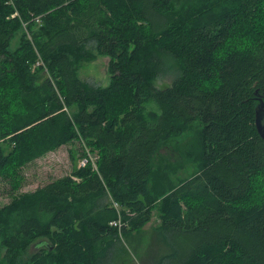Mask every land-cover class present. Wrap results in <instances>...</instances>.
<instances>
[{"label":"trees","instance_id":"trees-1","mask_svg":"<svg viewBox=\"0 0 264 264\" xmlns=\"http://www.w3.org/2000/svg\"><path fill=\"white\" fill-rule=\"evenodd\" d=\"M96 56L105 87L78 79ZM257 97L264 0H0V177L63 144L82 151L68 175L0 206V264H104L158 198L160 229L189 242L155 264H264ZM195 122L198 169L174 185L154 156Z\"/></svg>","mask_w":264,"mask_h":264},{"label":"rangeland","instance_id":"rangeland-1","mask_svg":"<svg viewBox=\"0 0 264 264\" xmlns=\"http://www.w3.org/2000/svg\"><path fill=\"white\" fill-rule=\"evenodd\" d=\"M14 45L15 42L12 46ZM108 61V57L96 56L92 61L80 62L76 65L78 79L87 84L97 85V87L107 86L110 79L106 71ZM176 74V71L173 70L159 76L155 80V86L164 88V86L170 85ZM153 106L157 110L155 103ZM70 111L72 112V110H67L69 115ZM199 126L197 122L192 123L182 134L172 135L166 140L154 156L155 173L157 172L156 168L166 171L174 185L196 173L199 155L197 145ZM78 144L77 141L63 144L56 150L35 158L19 169L17 178L16 176L6 179L0 177V206L8 204L19 193L33 192L56 178L68 175L73 165L69 158L70 150L73 152L76 150L77 155L82 152ZM82 161L78 159L77 164L81 165ZM161 199L158 198L154 203L151 220L143 227L126 234L119 233L118 237H111V248H109L110 251L104 264H155L162 255L171 256L174 253L176 256H181L185 253L187 249L185 245L189 242L186 237L176 236L172 232L165 234L166 231L160 229L158 207ZM104 201L111 203L109 197H105ZM36 250L33 247L29 248L27 253L30 254V251Z\"/></svg>","mask_w":264,"mask_h":264},{"label":"water","instance_id":"water-1","mask_svg":"<svg viewBox=\"0 0 264 264\" xmlns=\"http://www.w3.org/2000/svg\"><path fill=\"white\" fill-rule=\"evenodd\" d=\"M258 136L264 139V101L260 98L254 109V124Z\"/></svg>","mask_w":264,"mask_h":264},{"label":"built area","instance_id":"built-area-1","mask_svg":"<svg viewBox=\"0 0 264 264\" xmlns=\"http://www.w3.org/2000/svg\"><path fill=\"white\" fill-rule=\"evenodd\" d=\"M82 162L83 163H81V165H79V166H84V164H85L86 161L83 160ZM119 221H120V219L113 220V221L109 222V225H111L113 227H116L117 226V228L120 229L122 224Z\"/></svg>","mask_w":264,"mask_h":264},{"label":"flooded vegetation","instance_id":"flooded-vegetation-1","mask_svg":"<svg viewBox=\"0 0 264 264\" xmlns=\"http://www.w3.org/2000/svg\"><path fill=\"white\" fill-rule=\"evenodd\" d=\"M257 98H258V99H260V98H261V99L264 101V97H257Z\"/></svg>","mask_w":264,"mask_h":264}]
</instances>
